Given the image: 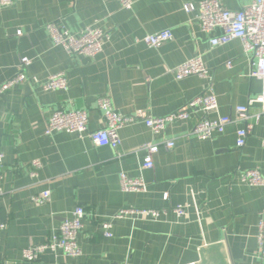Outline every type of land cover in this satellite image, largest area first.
<instances>
[{"label":"crops","instance_id":"obj_1","mask_svg":"<svg viewBox=\"0 0 264 264\" xmlns=\"http://www.w3.org/2000/svg\"><path fill=\"white\" fill-rule=\"evenodd\" d=\"M121 1L13 0L0 11V85L17 75L22 58H29L25 71L41 84L58 73L68 81L64 91L24 83L0 95V225L5 226L0 230V264H264L257 240L264 187L241 180L248 170L264 175V113L260 104L249 105L263 90L261 80L252 76L253 55L245 53L239 39L210 46V36L198 24V10L184 9L199 0H132L130 9ZM221 2L228 10L241 11L254 0ZM53 22L74 34L95 26L109 40L93 58L72 56L53 44L47 30ZM165 30L173 40L159 48L142 41ZM198 55L209 78L177 80L171 70ZM210 88L219 102V112L210 117L233 119L212 140L202 141L193 133L203 113L172 123L159 135L142 121L129 125L120 131L116 151L95 145L86 134H46L48 120L61 110L86 111L89 130L103 129L101 98H109L122 114L143 110L160 118ZM239 106H248L254 126L242 148L236 145L243 127L235 121ZM167 142L174 147L167 148ZM148 144L159 147L152 169L143 168ZM122 173L142 178L147 191L123 192ZM46 191L51 193L48 202H34ZM178 206L186 210L183 218L174 212ZM78 207L87 213L78 239L81 256L47 251L35 262L23 260L24 249L57 234ZM126 208L161 215L156 220L138 215L115 219L113 236L105 237L101 223Z\"/></svg>","mask_w":264,"mask_h":264},{"label":"built area","instance_id":"obj_2","mask_svg":"<svg viewBox=\"0 0 264 264\" xmlns=\"http://www.w3.org/2000/svg\"><path fill=\"white\" fill-rule=\"evenodd\" d=\"M123 8L130 9L133 5L132 0H122ZM13 5V0H0V11ZM186 12L191 13L198 10L197 21L201 30L210 36L209 44L212 48L224 46L232 40L239 39L244 44L245 53L253 55L252 64L256 66L252 76L262 82V93L255 99L250 100V104H260L264 113V0H254V2L241 11H231L224 7L221 0H199L197 4L187 3L184 6ZM47 30L55 46H60L72 56H84L93 58L99 55L109 40V35L98 27L87 26L83 30L74 34L60 27L56 22L47 25ZM22 34L21 31L18 32ZM173 40V34L170 30L161 31L155 34L147 35L143 42L151 48H159L167 42ZM31 61L29 58H22L20 71L16 76L0 85V95L8 92L16 86L24 83L38 84L40 81L35 76L26 73L27 67ZM231 66V63H228ZM177 80H183L191 76H198L203 79L209 78L210 72L203 61L201 55H198L183 64H180L171 70ZM41 84V83H40ZM44 91H64L68 88V81L64 73H58L50 76L41 84ZM99 109L103 114L105 126L99 131L89 130V116L86 111H56L52 114L46 124V134L54 132H66L69 134H86L92 142L101 147H110L118 150L121 146L120 131L136 122L142 121L155 135L163 133L168 125L188 120L198 113L203 116L198 117L193 133L202 141L212 140L216 135L223 134L233 122L229 116L218 115L215 119L212 114L219 112V102L212 89L196 96L188 104L176 112L167 116L155 118L149 116L145 111L140 110L135 114H122L117 111L109 98H101L98 101ZM235 121L242 123L243 127L237 131L236 145L238 148L245 146L248 137L253 131V124L249 122L248 106H239L235 109ZM262 114L257 115L260 119ZM264 146V142H263ZM167 148H173V142H167ZM148 151L143 164L144 169L154 167V154L159 151V147L154 144L145 146ZM4 155L0 153V167L3 166ZM35 168L41 166L40 162H33ZM35 175V172L32 173ZM243 183L252 187H264V175L258 170H248L241 174ZM121 190L125 193H140L147 191V184L142 178L133 179L122 173L120 176ZM50 191L43 192L40 196L33 198L36 203H46L50 200ZM164 199H168L165 194ZM179 218L186 215V210L182 206L174 209ZM87 213L83 207H78L72 212L70 219H65L61 224L57 234H53L45 243L30 246L23 250V260L26 262H35L47 251L53 253L62 252L68 257L81 256L79 246V235L83 230V220ZM138 215L143 218L156 220L161 212L158 210L126 208L112 217V220L101 223L105 237H112V221L122 219L128 216ZM0 225V230L4 229ZM258 244L264 254V211L258 225L257 234Z\"/></svg>","mask_w":264,"mask_h":264}]
</instances>
